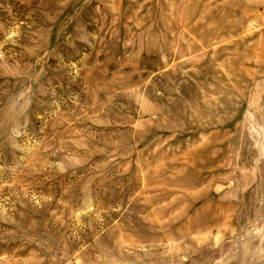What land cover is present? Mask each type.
<instances>
[{
    "label": "rangeland",
    "instance_id": "374dc122",
    "mask_svg": "<svg viewBox=\"0 0 264 264\" xmlns=\"http://www.w3.org/2000/svg\"><path fill=\"white\" fill-rule=\"evenodd\" d=\"M0 264H264V0H0Z\"/></svg>",
    "mask_w": 264,
    "mask_h": 264
}]
</instances>
